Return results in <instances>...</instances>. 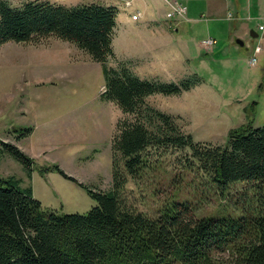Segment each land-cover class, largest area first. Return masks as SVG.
I'll return each instance as SVG.
<instances>
[{
  "label": "rangeland",
  "instance_id": "1",
  "mask_svg": "<svg viewBox=\"0 0 264 264\" xmlns=\"http://www.w3.org/2000/svg\"><path fill=\"white\" fill-rule=\"evenodd\" d=\"M6 1L21 6L30 0ZM49 1L118 9L110 66L128 61L140 77L167 82L200 76L203 82L189 91L147 98L151 105L177 117L195 141L222 145L233 128L251 121L255 127L264 126V39L251 37V30L264 34L258 29L264 24V15L248 21L250 29L236 32L228 10L210 14L203 10V0ZM140 1L145 5L138 6ZM174 10L182 15L176 11L169 17ZM231 12L236 14L234 9ZM135 13L140 14L136 21L132 18ZM104 86L102 64L54 35L2 45L0 178L19 179L44 208L61 214L85 213L95 206L97 202L85 188L57 171L43 173L40 169L58 164L66 174L95 190L112 188V142L123 113L115 102L101 99ZM27 127L33 130L25 135ZM2 142L16 145L33 158V171L28 172L5 152ZM187 152L153 149L152 168L136 181L129 178L121 193L123 202L152 217L172 200L189 204L195 218L238 217L244 204L241 194L248 189L244 182L232 184L225 196L220 194L208 176L188 167ZM219 257L227 261L229 255Z\"/></svg>",
  "mask_w": 264,
  "mask_h": 264
},
{
  "label": "trees",
  "instance_id": "2",
  "mask_svg": "<svg viewBox=\"0 0 264 264\" xmlns=\"http://www.w3.org/2000/svg\"><path fill=\"white\" fill-rule=\"evenodd\" d=\"M117 13L115 6L97 3L30 0L11 6L0 0V47L52 35L77 45L102 64L101 99L115 102L123 113L112 142L110 190H95L58 164L40 169L57 171L85 188L97 202L87 212L44 208L19 179L0 178V264H264V126L251 121L233 128L222 145L195 141L177 117L147 98L179 95L202 78L192 74L167 82L140 77L128 61L110 66ZM23 130L27 135L33 128ZM2 145L33 171V158L12 143ZM153 149L188 150V167L202 171L224 196L232 184L244 182L248 189L241 194L242 211L236 210L240 215L195 218L189 204L176 200L164 203L157 217L129 208L121 193L129 178L136 181L152 168ZM222 253H228L227 261L219 257Z\"/></svg>",
  "mask_w": 264,
  "mask_h": 264
},
{
  "label": "crops",
  "instance_id": "3",
  "mask_svg": "<svg viewBox=\"0 0 264 264\" xmlns=\"http://www.w3.org/2000/svg\"><path fill=\"white\" fill-rule=\"evenodd\" d=\"M206 5L204 7V11L213 15H217L221 13L224 9L228 10V16L231 14L233 17L234 24L232 25V29L236 32L239 31V28L242 30L250 29L249 23L251 19L258 18L264 15V0H203ZM145 5L143 2H137V5ZM131 7V6H130ZM191 9V14L194 15ZM231 9L236 11V14H232ZM142 20V19H140ZM139 20V21H140ZM136 21V20H135ZM140 23L144 24V20ZM145 25V24H144ZM240 26V27H239ZM251 33L256 34L254 38L264 39V34L262 36L260 33L255 30H251ZM263 37V38H262ZM253 38V37H252Z\"/></svg>",
  "mask_w": 264,
  "mask_h": 264
},
{
  "label": "built area",
  "instance_id": "4",
  "mask_svg": "<svg viewBox=\"0 0 264 264\" xmlns=\"http://www.w3.org/2000/svg\"><path fill=\"white\" fill-rule=\"evenodd\" d=\"M126 5H127L128 7H130V6H131V2H127ZM183 9H184V8H183ZM184 10H185V9H184ZM176 11H178L177 13H180V15H182L181 12H180L179 10H176ZM176 11L174 10L172 13H170V14H169V17H171V16L174 17ZM139 16H140L139 13H135V14L132 15V18H133L134 20H137V19L139 18ZM258 29H259V31H261V32L264 31V24H260V25L258 26ZM206 42H207L208 44L212 45V42H213V41H212L211 39H208ZM258 50H259V49H258ZM258 50H256V52H258ZM252 61L255 62V61H256V58H253Z\"/></svg>",
  "mask_w": 264,
  "mask_h": 264
},
{
  "label": "water",
  "instance_id": "5",
  "mask_svg": "<svg viewBox=\"0 0 264 264\" xmlns=\"http://www.w3.org/2000/svg\"><path fill=\"white\" fill-rule=\"evenodd\" d=\"M255 36H256V34L251 33V37L254 38ZM237 42L240 43L241 45L244 44V42L242 40H240V39H237Z\"/></svg>",
  "mask_w": 264,
  "mask_h": 264
}]
</instances>
